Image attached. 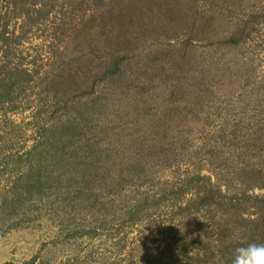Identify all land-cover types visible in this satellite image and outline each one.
<instances>
[{
	"label": "rangeland",
	"instance_id": "374dc122",
	"mask_svg": "<svg viewBox=\"0 0 264 264\" xmlns=\"http://www.w3.org/2000/svg\"><path fill=\"white\" fill-rule=\"evenodd\" d=\"M0 17V264H232L264 243V0Z\"/></svg>",
	"mask_w": 264,
	"mask_h": 264
},
{
	"label": "clouds",
	"instance_id": "9594fccd",
	"mask_svg": "<svg viewBox=\"0 0 264 264\" xmlns=\"http://www.w3.org/2000/svg\"><path fill=\"white\" fill-rule=\"evenodd\" d=\"M232 264H264V243H249L236 248Z\"/></svg>",
	"mask_w": 264,
	"mask_h": 264
},
{
	"label": "trees",
	"instance_id": "16d2710c",
	"mask_svg": "<svg viewBox=\"0 0 264 264\" xmlns=\"http://www.w3.org/2000/svg\"><path fill=\"white\" fill-rule=\"evenodd\" d=\"M1 27H2V22H1V17H0V28ZM1 33L4 34V32H1ZM120 62L121 61H118V62H116V64H118ZM116 71H117V66L114 65V71H112V72H116ZM50 83H52V85H50L51 86V89L49 90L47 88H44L43 90L45 91L46 94L50 95L51 97L53 96V99H55L56 98V95H55V91H53V90L56 89V88H59V86H61V85L58 84L59 81H56L54 79H52V81Z\"/></svg>",
	"mask_w": 264,
	"mask_h": 264
}]
</instances>
